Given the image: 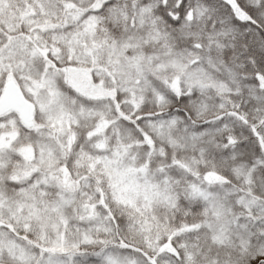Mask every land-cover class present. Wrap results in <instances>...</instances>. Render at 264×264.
I'll return each mask as SVG.
<instances>
[{
	"label": "snow or ice",
	"instance_id": "snow-or-ice-1",
	"mask_svg": "<svg viewBox=\"0 0 264 264\" xmlns=\"http://www.w3.org/2000/svg\"><path fill=\"white\" fill-rule=\"evenodd\" d=\"M0 264H264V0H0Z\"/></svg>",
	"mask_w": 264,
	"mask_h": 264
}]
</instances>
